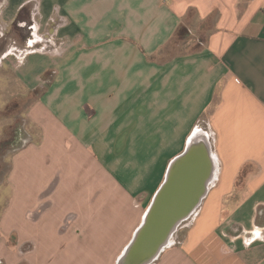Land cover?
Segmentation results:
<instances>
[{"label":"crops","instance_id":"crops-1","mask_svg":"<svg viewBox=\"0 0 264 264\" xmlns=\"http://www.w3.org/2000/svg\"><path fill=\"white\" fill-rule=\"evenodd\" d=\"M34 6L35 41L57 7L68 24L62 55L32 52L18 70L44 92L0 191V264H116L195 130L216 184L155 264H264V0H0V25ZM115 123L136 124L133 149L139 126L154 135L128 176L94 154Z\"/></svg>","mask_w":264,"mask_h":264},{"label":"rangeland","instance_id":"rangeland-1","mask_svg":"<svg viewBox=\"0 0 264 264\" xmlns=\"http://www.w3.org/2000/svg\"><path fill=\"white\" fill-rule=\"evenodd\" d=\"M35 12L34 6L30 16H17L14 23L9 25L6 29L0 25V191L1 189L5 190V178L9 171L10 159L15 149L21 148L23 144H26V138L23 136L24 132L29 131L34 134L37 132L36 129L30 128L29 124L26 125V112L32 105V101L37 98L35 93L38 91V88L32 90L28 87L23 79L20 78V72L18 70L21 69L25 61H27L26 57L32 52H42L47 55L52 54L55 58L57 53L55 51L60 44L58 45L59 40L57 36H54V32L55 30H61L63 26L68 24L65 18L61 19V17L58 16L60 11H56L48 24L50 25L49 28L52 33L45 34L44 37H39L40 40L35 41L37 32L35 30L36 22L33 19V14H35ZM62 45H65V43L63 42ZM41 47L42 49H40ZM57 55L58 57L62 55L60 50ZM16 103H18L19 108L10 110L6 113L7 108L13 107ZM134 105L137 106V108L139 106L137 103H134ZM147 105L144 104L142 108V116L144 119H146L144 113L149 114L146 109L150 110ZM140 119L141 117L138 120ZM135 125L136 124L131 125L124 131L115 123L109 134L93 135L96 138V145L100 144L102 139H106L109 145L108 150L106 152H101L103 149L99 150L95 148L94 154H97L99 160L106 162L108 168L115 172V174H121L122 176L130 175L133 170V164L129 163L130 158H134L135 155L137 156L139 154L138 159H140L141 155V159L143 160L151 153L148 146L152 143L154 135L151 136L150 123L147 126L145 124L144 128H141V126H139L140 128L138 127L139 129L137 128L139 138H137L135 142L138 143V146L136 149H133L129 138L133 137L131 133L134 130L131 132V128ZM14 132L18 135L17 137L15 135L16 138L13 137L14 141H10ZM141 159L137 161L140 162ZM248 169L251 168L248 167ZM215 184L216 181L211 188L214 187ZM240 185L244 187L245 182L243 181ZM213 197L214 196H212L211 199H213ZM3 206L4 204L0 203V211ZM194 217L195 215L186 221L181 228L187 227ZM180 229L176 235H180ZM176 235L173 238V244L175 243L174 239L177 237Z\"/></svg>","mask_w":264,"mask_h":264},{"label":"water","instance_id":"water-1","mask_svg":"<svg viewBox=\"0 0 264 264\" xmlns=\"http://www.w3.org/2000/svg\"><path fill=\"white\" fill-rule=\"evenodd\" d=\"M212 141L195 130L184 151L168 165L164 181L116 264H155L181 226L197 214L216 179Z\"/></svg>","mask_w":264,"mask_h":264},{"label":"trees","instance_id":"trees-1","mask_svg":"<svg viewBox=\"0 0 264 264\" xmlns=\"http://www.w3.org/2000/svg\"><path fill=\"white\" fill-rule=\"evenodd\" d=\"M23 15H26V16L28 17V9H27V8L22 9L18 16H23ZM185 36H186V29H185L184 27H182V28H180V30H179L178 33L176 34V40H177V41H181V40H183V39L185 38ZM46 77H47V76L45 75V76H44V80L46 79ZM43 92H44L43 90L38 89V91L35 93V94H36V97L38 98L41 94H43ZM37 98H35V100H36ZM32 102H34V101H32ZM17 108H19L18 103H16L13 107H8L6 113L9 112L10 110H15V109H17ZM6 113H4V114H6ZM27 124H28V123H26V125H27ZM15 135H16V137H17L18 134H16V133L14 132L13 135L11 136L12 139H11L10 141H14V140H13V137H15ZM16 137H15V138H16ZM15 138H14V139H15ZM249 171H250V169H248V166H244V167L242 168L241 173H240V176H239L238 181H237L239 185H240L241 183H243L244 178H246V176L248 175Z\"/></svg>","mask_w":264,"mask_h":264},{"label":"built area","instance_id":"built-area-1","mask_svg":"<svg viewBox=\"0 0 264 264\" xmlns=\"http://www.w3.org/2000/svg\"><path fill=\"white\" fill-rule=\"evenodd\" d=\"M56 11H60V8H59V7H57V8H56V10H55V12H56ZM57 33H58V31H57V30H55V32H54V36H57Z\"/></svg>","mask_w":264,"mask_h":264}]
</instances>
